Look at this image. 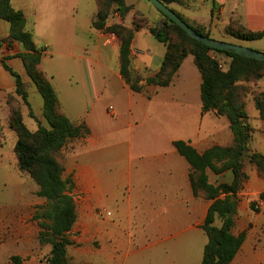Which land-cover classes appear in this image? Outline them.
<instances>
[{
	"label": "crops",
	"instance_id": "1",
	"mask_svg": "<svg viewBox=\"0 0 264 264\" xmlns=\"http://www.w3.org/2000/svg\"><path fill=\"white\" fill-rule=\"evenodd\" d=\"M58 1L73 6L74 1L76 6L83 1L89 7L87 15L82 18V24L78 23V18L71 22L70 34L84 40L93 37V55L100 57L113 52L117 59V64L112 65L91 56L77 57L70 47L65 53L48 51L42 58L41 67L51 80L64 114L70 121L83 122L89 129L87 136L72 140L65 149L64 177L72 179L77 214L69 233L73 241L67 249L70 262L200 264L207 243L201 226L211 202L194 197L189 180L190 166L177 153L173 142H187L199 153L213 146L224 147L233 140L227 119L212 112L203 114L201 75L192 56L183 60L169 86H145L143 92H133L120 74L118 39L114 41L109 34H100L91 28L97 13L95 1L94 5L88 0ZM133 2L126 0L129 6ZM214 2L217 7L213 17L212 1L197 0V6L183 9V14L199 25L211 24L213 31L236 21L250 31L264 32V0ZM11 3L14 9L24 13L28 28L31 17L27 10L16 8L13 0ZM199 9L205 10V16H198ZM30 12L36 13L33 9ZM74 12L78 14L77 8ZM177 12L182 15V11ZM132 20V12L124 19L115 14L108 24L123 23L130 27ZM8 31L9 24L0 19V36H7ZM150 38L153 37L148 28L139 29L131 45L133 68L145 77L159 70L165 53L164 45L158 41V45H153ZM34 39L39 44L37 38ZM241 42L246 41L236 43L264 52V38L247 41L246 46ZM87 51L90 55V50ZM19 52L12 47L3 48L0 58L28 83L22 61L16 57ZM55 54L63 59L77 57V69L73 71L68 62L54 61ZM7 74L0 64V135L11 131L6 97L13 93L15 82ZM36 94L37 90L31 85L29 102L33 119L44 125L43 103L34 100ZM246 111L251 128L257 127L260 131L252 132L248 146H255L264 154V123L256 119L257 111L252 105ZM217 176L225 178V182L232 179L228 171ZM254 182L252 177L250 188H255ZM259 190L256 193L263 192L264 186ZM238 203L237 196L235 223L244 214V207ZM245 214L249 223H253L251 234L249 236L246 230L245 242L231 264H260L264 259L260 252L264 239L257 234L262 225L259 217L250 212Z\"/></svg>",
	"mask_w": 264,
	"mask_h": 264
},
{
	"label": "trees",
	"instance_id": "2",
	"mask_svg": "<svg viewBox=\"0 0 264 264\" xmlns=\"http://www.w3.org/2000/svg\"><path fill=\"white\" fill-rule=\"evenodd\" d=\"M94 1L97 13L92 20L91 28L101 34H113L117 37L120 74L133 92L141 93L145 86H169L183 60L187 56H192L201 75L203 114L212 112L227 119L233 135L231 145L213 146L203 153H199L184 141H174L173 146L190 166L189 180L193 195L199 197L203 194L211 202L201 226L207 243L200 264H231L246 239L245 232L238 235L233 233L237 196L247 179L243 170L245 160L258 171L264 172V156L256 152L250 153L248 147L252 128L246 105L241 100L243 89L239 86L241 83L256 82L264 78V62L209 48L197 42L155 7L162 17L157 25L146 24L137 13L130 27L123 23L109 25L112 14H118L124 19L132 7L126 4V0ZM159 1L198 35L215 39L210 35L208 26L189 24L172 7L177 5L190 9L194 7L193 0ZM215 8L216 3L212 0L211 16ZM0 19L9 24L8 35L0 39V51L3 43H6V48L19 46L20 52L16 57L22 61L26 75L43 103L42 115L46 125L38 123L37 129L31 130L24 122L20 110L12 106V96L8 95L6 98L9 111L8 127L16 135L13 149L16 167L19 172L30 176L38 187L37 196L46 201V206L34 216L39 222L38 243L50 246L47 264H73L69 260L67 249L73 245L69 233L77 220V214L72 196V179L64 177L65 149L72 140L87 136L89 129L83 122L74 123L64 114L51 80L41 67L46 49L37 46L27 29L24 13L14 9L11 0H0ZM142 28H148L150 35L165 47L159 70L147 77L133 68L131 57L133 38ZM225 32L238 41H256L264 38V32L250 31L234 21L229 22ZM217 55L231 60L227 69L222 68ZM0 64L14 78V94L30 109L28 84L6 65L5 59H2ZM252 101L264 123V92L253 95ZM29 114L33 118L31 111ZM208 171L214 175L228 171L232 175L231 182L212 184L208 180ZM259 199L264 200V193L259 195ZM216 221L220 222V226L215 225ZM14 260L19 263V259Z\"/></svg>",
	"mask_w": 264,
	"mask_h": 264
},
{
	"label": "rangeland",
	"instance_id": "3",
	"mask_svg": "<svg viewBox=\"0 0 264 264\" xmlns=\"http://www.w3.org/2000/svg\"><path fill=\"white\" fill-rule=\"evenodd\" d=\"M88 1L89 3L94 5L93 0ZM202 1L203 3H205L212 0ZM193 2L196 5L197 0H193ZM76 4V1H74L73 6V4H64L62 2H59L58 0H13V5L16 8L21 7L26 9L28 16L31 17L29 19V26L27 29L32 34L33 38H37V41L39 42V44L36 43L37 46L46 49L43 57L48 55V51L65 53L70 47L71 49L73 48L72 50L75 52V54L77 53V57L91 56V58H97L103 61L105 60L108 64H117V59L113 52H107L106 54H104L102 51V57H97L96 55L92 54L95 47L93 37H88V39L84 40L70 34L69 31L71 28V22L78 18V23L82 24L81 20L83 17L85 18V16L87 15V10L89 9V7L87 8L83 1H80L78 3V6H76ZM130 6L132 7V18H134L135 14L137 13L145 20L146 24L150 26L157 25V23L162 20L161 14L145 0H134L133 4ZM172 7L176 12L177 10L182 11V15L180 13L179 14L183 18L187 17V15L183 14V7L177 5H173ZM76 8L78 14H76V12H74L73 14V9L76 10ZM32 9L36 13L30 12L32 11ZM114 15L115 14H112L110 17H114ZM198 16H205V10L199 9ZM184 19H186V21L191 25H198L197 22L191 20L189 17ZM226 26L227 25H225V27L218 26V28L213 31V27L210 24V26H208L209 33L216 40L239 44L236 43L238 42V40L226 34ZM5 37L6 36H0V39ZM150 39L153 45H158V42L156 40H154L153 38ZM241 44L246 46L249 43L241 42ZM3 48H6V43L2 44L1 51ZM12 48L18 49L20 51L18 45L13 46ZM86 48L90 50V55H88L89 53ZM53 57L54 61H56L57 63L64 64L68 62L69 65H72L71 68L73 69V71L75 68L77 69V63H79L77 57H75L74 59H63V57L57 54H55ZM216 57L219 59L222 68L227 69L231 60L222 55H217ZM2 59L3 58H0V62ZM68 73H70V70L68 71ZM7 75L9 76V74ZM62 77L65 78L66 76ZM27 84L29 93V87L32 84L30 83V81ZM239 87L243 89L241 91V100L246 105V108L249 105H252V107L255 109L252 98L253 95L264 92V78L256 82L253 81L241 83ZM11 96L13 98L12 106L14 108H18L21 114L24 115V119L28 127L31 130L37 129L38 123L40 122L37 121V119L34 120L30 117L29 113L30 111L32 112V108L29 109L27 106H25L20 97L14 94V91ZM34 100L42 101L38 93L35 95ZM1 116L2 109L0 108V118ZM41 116V119L43 121L42 123L46 125V122L43 119V115ZM256 119L262 121L259 118L258 112ZM252 132L260 133L257 127L252 128ZM15 143L16 135L14 132L8 131L7 135H0V264H47L46 258L49 254V252L47 251L50 246H44L38 243V234L40 231L38 227L39 222L34 219L35 214L39 212L41 208H44L46 206V201L45 199L37 196L38 187L30 178V176L18 171L16 167L15 155L13 152ZM231 144L232 141L224 147ZM248 147L250 153L256 152L264 156V154L257 150L255 146L249 145ZM243 170L247 176V179L243 183V186L238 193L240 202V204H238L244 207V214L236 220V223H234L233 233L238 235L241 232L246 233V230H249L248 235L250 236L253 223H249L246 218L247 215L245 214V212H250L253 216L259 217L258 221L262 225V229L260 233L257 234V236H260V239H264V200L259 199V195L264 193V191L256 193L257 191H260L259 189L263 188L264 186V172L258 171L257 168L249 163L248 160H245ZM207 174L208 180L212 184H217V180L223 182L226 181L225 178H222L220 176L218 177L210 171H208ZM251 176L255 179V182L252 185L255 186V188L249 187V183L251 182L252 178ZM230 182L231 180H228V183ZM195 198L204 202H210L203 196V194L202 196ZM252 204L253 208H251ZM215 225L220 226V222L216 221ZM260 252L264 254V247ZM16 253H19V255H16ZM15 258H19L21 262H15ZM33 259H36V261ZM260 264H264V259L260 262Z\"/></svg>",
	"mask_w": 264,
	"mask_h": 264
},
{
	"label": "water",
	"instance_id": "4",
	"mask_svg": "<svg viewBox=\"0 0 264 264\" xmlns=\"http://www.w3.org/2000/svg\"><path fill=\"white\" fill-rule=\"evenodd\" d=\"M153 7L159 10L163 15L173 21L179 28H181L190 38L197 42L213 49L223 50L235 53L247 59L264 62V52H258L239 44L224 42L198 35L180 17H178L171 9L166 7L159 0H147Z\"/></svg>",
	"mask_w": 264,
	"mask_h": 264
},
{
	"label": "built area",
	"instance_id": "5",
	"mask_svg": "<svg viewBox=\"0 0 264 264\" xmlns=\"http://www.w3.org/2000/svg\"><path fill=\"white\" fill-rule=\"evenodd\" d=\"M110 37H111V39L114 40V41L117 40V37H116L115 35H113V34H110ZM111 109H112V108H110V110H111ZM106 215L108 216V215H110V213H107Z\"/></svg>",
	"mask_w": 264,
	"mask_h": 264
}]
</instances>
